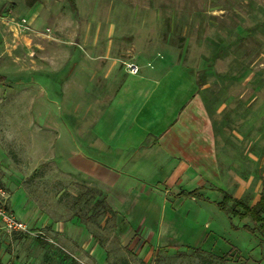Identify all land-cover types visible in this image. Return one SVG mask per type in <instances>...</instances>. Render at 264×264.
<instances>
[{
	"label": "rangeland",
	"instance_id": "rangeland-1",
	"mask_svg": "<svg viewBox=\"0 0 264 264\" xmlns=\"http://www.w3.org/2000/svg\"><path fill=\"white\" fill-rule=\"evenodd\" d=\"M75 1L76 12L69 0H0V177L9 207L30 229H0V264H264V229L248 217L229 218L215 203L222 189L253 205L264 186V0ZM151 35L167 41L162 53L169 59L152 60L165 68L158 74L182 83L166 105L198 90L191 77L209 84L200 94L203 116L191 128L193 149L175 152L183 156L176 167L117 152L99 133H68L66 125L80 124L88 105L91 117L101 106L74 90L68 116L48 96L52 74L56 87L80 59L90 65L113 57L126 70L116 69L122 83L141 80L127 64L152 59L143 47ZM103 73L83 72L88 95ZM84 140L105 146L106 161L159 181L128 177L110 186L57 164L56 153L73 148L99 155ZM163 153L154 154L159 160ZM200 185L207 199L175 195ZM69 223L83 224L68 236H83L82 253L104 254L103 263L80 262L64 247L69 237L54 225Z\"/></svg>",
	"mask_w": 264,
	"mask_h": 264
},
{
	"label": "crops",
	"instance_id": "crops-1",
	"mask_svg": "<svg viewBox=\"0 0 264 264\" xmlns=\"http://www.w3.org/2000/svg\"><path fill=\"white\" fill-rule=\"evenodd\" d=\"M74 4L75 10L71 6L70 8L76 12L77 5L75 0ZM32 7L33 13L38 12L39 7L37 5L34 4ZM99 35H101V32L99 34V31H97V39ZM157 35L147 36V42L144 44L145 46L143 45V47H146V53L153 56L152 59H148L145 63L135 62L139 67L138 73L133 74L127 72L128 74L142 77L141 80L126 82L127 84L125 82L122 83L120 77L116 74V69L119 71L125 69L113 57L110 61H97L98 64L95 62L90 65L83 63L84 59H80L79 64H76L74 68L70 69L71 73L67 75V79H63V82H57L56 87H53L56 84L52 79L53 74L52 76L50 75L51 78L48 82L50 91L48 96L50 102H58L62 112H66L65 114L68 116L72 112H70V107L66 106V104L70 103L67 99L71 97L70 95L73 94L74 90H78V93H83V95L87 94L86 96L90 97L91 102H97L96 107L98 104L101 106L98 116L91 117L90 109L93 108V105H88L85 108L86 112L83 114L80 124L74 123L73 125H66L68 133L78 132L81 133V137H85L89 133H99L105 141L108 140L106 143L109 144V142H112L116 145L115 149L118 150L117 152L133 151L131 154L133 158L137 159L140 157L141 159H146L156 168L161 165H164V167H176L181 160L178 157L183 156L175 154V152L193 149L192 145L194 144L195 137L193 136L194 134L191 128L198 126V123L195 121L203 116L200 108V102H202L200 94L205 91V87L209 86V84H204L196 78L191 77V85L197 86L198 90L189 93L186 101L185 99L182 100L180 105H176L172 109L169 105H166L165 101L169 100V96L178 93L177 89L182 83L162 79L161 74H158L160 70L163 71L165 68L158 61L154 63L152 60L157 59L158 55H160L159 59H169V56L165 57L163 55L164 52L168 53L167 41H163V45V42L159 40L160 35ZM111 44L114 45L112 42ZM174 51L179 52L176 47ZM183 66L186 67V65ZM90 67H100L104 71L95 80L97 95L92 91L88 95L89 91L87 92L85 90L88 81H85L82 76L83 72ZM187 69L189 70V68ZM51 73L52 71L50 70ZM76 117L72 118L76 119ZM49 124L51 129L57 132L58 128L55 127L56 124L54 125L50 121ZM97 136L98 144H104ZM84 142L85 144L89 142L85 146L94 149L99 155H91L83 148H73L69 149L67 154L55 152L56 156L54 159L57 161V164L59 166L74 167L81 173V176L90 177L98 183L108 184L110 186L128 177L129 179H136L149 185L155 181H159L156 179H145L133 171L125 169L128 166H121L119 163L116 165L112 164L111 161H106L107 158H104V155L100 154L103 153L101 149H104L105 146H92L89 140H84ZM157 151L164 152L162 154L163 157L159 160L154 154ZM117 155L121 157L120 153H117ZM117 155L112 154V159L121 161L123 158H118L116 157ZM133 158L125 160L126 163H132L133 166ZM130 160L131 162H129ZM180 191L175 195H179L178 193ZM79 227L83 229V224L69 223L62 224V226L54 225L55 230L59 232L63 231L61 233H64V236L65 231L67 233L66 236H68L69 232H74ZM61 241H63L64 247L70 248L72 253L74 252L76 259L80 262H85V259H87L86 261L94 260L96 263L104 262V254L99 253L98 256L88 258L82 253L84 252L82 249L88 245V240H85L83 236L76 235L74 240L66 237ZM56 242L59 241L57 240ZM145 248L146 246L144 245L143 249L145 250ZM146 257H149L148 253H146Z\"/></svg>",
	"mask_w": 264,
	"mask_h": 264
},
{
	"label": "trees",
	"instance_id": "trees-1",
	"mask_svg": "<svg viewBox=\"0 0 264 264\" xmlns=\"http://www.w3.org/2000/svg\"><path fill=\"white\" fill-rule=\"evenodd\" d=\"M70 6L73 10H75L74 0H69ZM5 76L0 74V84L5 83ZM203 186L196 187L191 190H181L178 194L179 196H188L190 198H199V199H207L208 197L204 196L202 193ZM222 193V197L219 201H215L217 207L228 214L229 218H233L237 216L242 219L248 217L251 221L261 229H264V216L262 212L264 211V186L263 190L260 193L258 200L253 204H247L242 199L234 197L229 192L220 189ZM244 229L249 230L250 232H255V227L250 226L249 224L242 225ZM192 249L194 252H202L203 250L199 247H188Z\"/></svg>",
	"mask_w": 264,
	"mask_h": 264
},
{
	"label": "built area",
	"instance_id": "built-area-1",
	"mask_svg": "<svg viewBox=\"0 0 264 264\" xmlns=\"http://www.w3.org/2000/svg\"><path fill=\"white\" fill-rule=\"evenodd\" d=\"M130 73H138L139 67L135 62L127 64ZM0 229L6 232H29L26 221L15 215L9 207V194L0 177Z\"/></svg>",
	"mask_w": 264,
	"mask_h": 264
}]
</instances>
